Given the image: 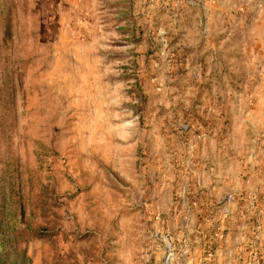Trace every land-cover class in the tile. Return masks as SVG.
<instances>
[{
    "label": "rangeland",
    "instance_id": "374dc122",
    "mask_svg": "<svg viewBox=\"0 0 264 264\" xmlns=\"http://www.w3.org/2000/svg\"><path fill=\"white\" fill-rule=\"evenodd\" d=\"M163 1L0 0V264H214L223 206L264 221V0H199L186 55Z\"/></svg>",
    "mask_w": 264,
    "mask_h": 264
},
{
    "label": "crops",
    "instance_id": "0c3cea01",
    "mask_svg": "<svg viewBox=\"0 0 264 264\" xmlns=\"http://www.w3.org/2000/svg\"><path fill=\"white\" fill-rule=\"evenodd\" d=\"M202 1H204L203 4L207 7L206 17L208 23H210L209 21L212 19L211 14H213L210 8L212 4L207 0ZM199 3V0H164L161 3L166 12V17L161 19L164 22H162V26L159 29L166 35V42L168 44L172 43L170 40L172 35L178 36L176 46L185 55L187 52L193 50L199 51L201 49L199 40L194 41L196 39L195 36L210 34L209 27L204 29L203 32V29L199 26ZM175 6L179 7L178 20L174 18L171 12V10L175 9ZM140 18H142L141 21L144 23L148 21L149 15L145 14ZM150 21L151 19L148 23ZM184 57L182 56V62L190 59L188 56ZM230 204L228 206L221 205L223 208H226V217L222 220V229H227L228 233L224 234L217 231L213 234L210 241H212L213 246L216 244L217 247L214 246L216 251L210 255L211 260L214 264H221V260L224 261V264H253L252 260L257 258V264H264V221H261L262 223L250 222L248 218L251 213L245 211L244 214L240 210V214L237 215L236 212L234 214L233 206L235 204ZM198 257V259H201L200 256ZM218 259H220L219 262ZM194 263L197 264V259L194 260ZM199 264H202V262Z\"/></svg>",
    "mask_w": 264,
    "mask_h": 264
},
{
    "label": "built area",
    "instance_id": "2783aa9c",
    "mask_svg": "<svg viewBox=\"0 0 264 264\" xmlns=\"http://www.w3.org/2000/svg\"><path fill=\"white\" fill-rule=\"evenodd\" d=\"M178 241V239L177 238H170V244H169V248H167V250H168V255H167V258H166V262H165V264H170L171 263V261H172V259L174 258L173 257V251H172V247H171V244L173 243V242H177Z\"/></svg>",
    "mask_w": 264,
    "mask_h": 264
}]
</instances>
